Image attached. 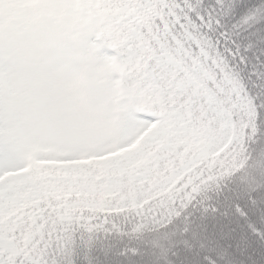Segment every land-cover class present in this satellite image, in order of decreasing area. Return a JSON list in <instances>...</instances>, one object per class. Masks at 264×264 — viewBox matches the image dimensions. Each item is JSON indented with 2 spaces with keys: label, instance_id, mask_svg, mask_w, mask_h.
I'll return each mask as SVG.
<instances>
[{
  "label": "snow or ice",
  "instance_id": "1",
  "mask_svg": "<svg viewBox=\"0 0 264 264\" xmlns=\"http://www.w3.org/2000/svg\"><path fill=\"white\" fill-rule=\"evenodd\" d=\"M0 264H264V0H0Z\"/></svg>",
  "mask_w": 264,
  "mask_h": 264
}]
</instances>
